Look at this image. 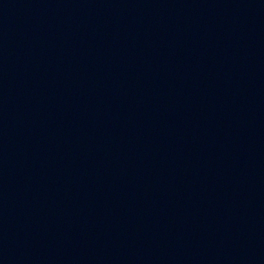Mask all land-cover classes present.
<instances>
[{
  "label": "water",
  "instance_id": "95a60500",
  "mask_svg": "<svg viewBox=\"0 0 264 264\" xmlns=\"http://www.w3.org/2000/svg\"><path fill=\"white\" fill-rule=\"evenodd\" d=\"M0 264H264V0H0Z\"/></svg>",
  "mask_w": 264,
  "mask_h": 264
}]
</instances>
